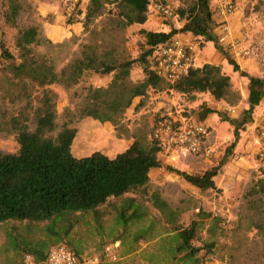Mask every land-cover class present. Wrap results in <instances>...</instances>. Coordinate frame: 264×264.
Wrapping results in <instances>:
<instances>
[{"label": "rangeland", "instance_id": "1", "mask_svg": "<svg viewBox=\"0 0 264 264\" xmlns=\"http://www.w3.org/2000/svg\"><path fill=\"white\" fill-rule=\"evenodd\" d=\"M21 2L23 10L18 19L19 26L36 25L42 35L43 21L48 18H42L35 0ZM193 2L194 0H181L178 8H187ZM210 8L214 22L213 32L220 47L233 60H246L243 69L239 65L240 71H233L235 74L231 81L249 80L241 72L264 80V0H239L235 13L229 17L231 35L226 43L219 41V22L223 17L216 10L215 0H210ZM106 9V13L97 18L88 31L83 27L80 35L62 42H54L42 35L41 43L35 47L36 52L49 56L57 69L75 57L82 45L88 42L96 46L99 53L111 51L114 58L121 55L137 59L150 48L146 45L142 29L170 31L171 28L180 29L184 23L180 17L162 20L148 10L146 27L140 24L123 27L117 22L115 4L110 3ZM16 34L17 29L4 22L0 5V42H4L17 57L19 50L15 46ZM189 38L198 45L195 67L205 63L216 65V58L224 56L215 45L211 50L204 49L207 41L203 37L192 34ZM148 61L150 62V56ZM220 66L227 74L224 67ZM231 67L233 69L232 65ZM112 78L113 74L90 73L70 88L61 84L49 85L48 89L52 91L55 102L57 129L47 136L56 138L63 125L67 124L77 131L72 145L75 156L82 157L101 151L114 157L134 140L151 142L153 123L158 115H188L198 120L213 102L220 103L223 108L217 109L218 117L209 123L210 131L215 130L216 133L211 144V156L184 160L178 157L181 160L167 161L168 156L160 152L163 167L152 172L148 192H159L173 209L179 210V223L184 227L189 226L193 220L198 223L193 244H213L210 251L202 250L199 253L201 264H264V174L257 163V134L259 127L264 124V94L259 104L262 113L258 119L255 118L258 116L256 108L252 114L245 115L250 106L247 100L249 84H241L239 81H232L229 101L215 100L208 92L183 94L171 88L169 83H163L159 88H149L142 98L143 103L136 105L137 107L134 99L117 123L100 122L89 116H81L79 109L88 95V88H106ZM144 78L143 64L137 61L131 69V81L139 82ZM242 89L247 94L246 97L242 95ZM3 94L0 90V108L8 115L17 114L26 108L29 128L33 130L37 122V110L42 107V89H34L31 106L28 107L25 106V101L12 102ZM248 117L251 119L243 124L242 121L248 120ZM225 119L242 123L237 126L239 140L233 148L230 146L234 141L236 126ZM18 148L15 133L0 131L1 151L15 153ZM226 153L227 161L214 177V189L201 190L176 171L166 168L170 166L189 174L203 175L217 166ZM126 197L134 198L138 195L130 193ZM121 204L122 199H111L97 211L70 216L71 227L60 241H67L84 258L97 257L100 264H174L171 261V244L174 241L170 239L174 234H167L166 228L169 225L161 212L145 201L144 208L149 209L148 218L133 220L127 226H122L119 221ZM46 225L47 222L0 221V264H24L28 249L33 246H38L44 253L49 252L60 241L57 242V236L47 232ZM59 227L60 224L57 228Z\"/></svg>", "mask_w": 264, "mask_h": 264}, {"label": "trees", "instance_id": "2", "mask_svg": "<svg viewBox=\"0 0 264 264\" xmlns=\"http://www.w3.org/2000/svg\"><path fill=\"white\" fill-rule=\"evenodd\" d=\"M150 2L151 0H90L83 20L84 30L88 31L90 25L106 13L110 3L117 8L115 15L119 25L126 27L144 24ZM0 5L4 22L17 29L15 46L19 50L16 57L4 42H0V90L12 102L25 101L26 107L31 106L34 89L40 88L43 92L42 107L37 110V122L33 130L29 128L26 108L10 115L0 108V131L15 133L19 144L15 153L0 150V221L47 222V232L57 236L59 242L69 232V217L72 215L97 211L111 199H122L119 221L122 226H127L133 220L148 218L149 209L144 208L145 201H148L161 212L169 225L166 228L167 234H174L170 238L174 241L171 244L172 263L201 264L199 253L202 250L210 251L213 244H193L198 223L193 220L189 226L184 227L179 223V210L173 209L159 192H148L151 169L163 167L158 142L153 138L149 143L134 140L114 157L101 151L82 157L75 156L72 145L77 135L76 129L65 124L56 138L47 136L57 129L55 102L48 86L61 84L70 88L90 73L113 74L108 87L88 88V95L79 109L81 116L112 123H117L122 118L136 97L145 96L149 88H159L163 83H169L171 88L183 94L208 92L215 100L229 101L232 81L220 65L205 63L192 68L179 81L170 83L157 76L148 61L154 46L166 42L178 33H190L203 37L205 41L214 42L233 69L240 71L238 63L218 44L213 32L210 0H194L187 8H179L178 15L184 20L180 29L171 28L168 32L142 29L146 45L150 48L137 59L121 55L114 58L111 51L99 53L96 46L88 42L60 69H57L49 56L36 52L35 47L42 39L38 27L19 26L18 19L23 10L21 0H0ZM137 61L143 64L145 78L133 82L131 69ZM241 75L249 79L250 106L245 112L247 116L262 101L264 80L250 76L247 72H241ZM211 113L218 111L206 108L200 118ZM249 119L251 118L248 117L242 123L245 124ZM225 121L236 126L234 141L230 146L233 148L239 140L237 126L242 123L238 124L231 119ZM229 151L230 149L227 153ZM227 153L217 166L203 175L189 174L170 166L166 168L176 171L201 190L214 189V177L225 165ZM130 193L137 194L138 197H126ZM61 242L63 241L59 243ZM28 251L39 264H42L48 253H44L38 246H33Z\"/></svg>", "mask_w": 264, "mask_h": 264}, {"label": "built area", "instance_id": "3", "mask_svg": "<svg viewBox=\"0 0 264 264\" xmlns=\"http://www.w3.org/2000/svg\"><path fill=\"white\" fill-rule=\"evenodd\" d=\"M239 0H215L216 10L223 19L219 22V41L226 43L231 35L229 17L233 16ZM65 15L68 22L79 21L85 17L82 0H64ZM181 0H151L149 11L162 20L176 19ZM198 45L189 37L177 34L166 42L152 48L150 64L153 72L163 80L175 83L185 77L195 67ZM210 129L207 124L188 115L161 114L156 117L152 137L158 142L160 152L173 157L187 158L198 156L208 158L213 150L207 139ZM257 163L264 174V124L257 134ZM24 264H39L28 253ZM42 264H100L97 257L84 258L63 241L50 249Z\"/></svg>", "mask_w": 264, "mask_h": 264}, {"label": "crops", "instance_id": "4", "mask_svg": "<svg viewBox=\"0 0 264 264\" xmlns=\"http://www.w3.org/2000/svg\"><path fill=\"white\" fill-rule=\"evenodd\" d=\"M35 1H36L35 3L37 4V9H38L40 15L42 16V18H48V19H45L43 21V25H42V35H44V37H47L48 39H51L54 42H62L65 39H68L74 35H80L82 33V31H83V20L84 19L79 20V21L68 22L66 15H65L64 0H62V1H58V0H48V1L35 0ZM89 1L90 0H82L85 11H87ZM36 4H35V6H36ZM85 14H86V12H85ZM140 25H142V27H146V25H148V21H146L144 24H140ZM168 31H169L168 29L165 30V32H168ZM178 34L184 35L185 37L192 36V34H190V33H186V34L185 33H178ZM205 44H206V46H204V49L211 50L212 47H214V43L211 41H207V42H205ZM216 60H217L216 65H219V64L222 65L224 67V70L227 71V74L233 78V76L235 74L233 72L234 69H232L231 65L228 63V60L222 55L220 57L216 58ZM236 62L243 69V65H245L246 60L237 58ZM198 66H202V64H199ZM232 81H234V82L239 81L241 84H245V83L247 85L249 84V80H232ZM242 95L244 97H246V95H247L244 92V89H242ZM142 98L143 97H136L134 100V105L138 106L141 103H143ZM216 104H217V106H215ZM212 105H210L208 108L214 109L216 111L219 108H223L222 105L218 102H213ZM255 108L257 110L256 113H258V116L256 115L255 118L258 119L259 114L262 113V110H261L259 105L256 106ZM225 109H227V108H225ZM217 117H218V113H211V114L207 115L205 118H203V119L200 118L198 120L201 122H204L209 127H211L209 125V123H211L212 120L214 121ZM215 137H216L215 130L210 131L209 137L207 139V144L210 148H211L212 142L215 140ZM190 157L199 158L198 156H189L187 158H181V159L184 160V159H188ZM176 159H179V158L168 155L167 161L176 160ZM181 159H179V160H181ZM157 169L158 168L151 169L150 179L152 178V176H151L152 172H155Z\"/></svg>", "mask_w": 264, "mask_h": 264}]
</instances>
